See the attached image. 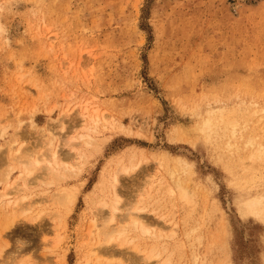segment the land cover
<instances>
[{"label": "rangeland", "instance_id": "374dc122", "mask_svg": "<svg viewBox=\"0 0 264 264\" xmlns=\"http://www.w3.org/2000/svg\"><path fill=\"white\" fill-rule=\"evenodd\" d=\"M96 111L106 122L91 128L93 147L80 148L84 159L76 164L82 167L68 171L64 178L41 180L25 196L13 195L14 201L25 197L38 201L70 185L79 189L59 243L54 231L60 222L52 219L58 207L52 200L36 208L45 213L36 223L40 227L20 218L6 232V216L0 209V248H4L0 264L87 261L89 251L80 248L82 233L92 215L97 216L100 203L97 197L87 201L86 195L101 173L108 179L109 161L123 153L127 165L131 157L143 155L150 161L152 176L157 160L165 156L193 167L192 175L177 168V176L192 195L187 202H169L172 182L162 171L154 179L149 203L158 205L162 200L164 205L151 210L176 216L175 242L186 239L187 252L201 239L199 264H264V224L240 215L235 187L236 178L252 172L246 139L259 136L264 147V119L260 123L264 0H0V154L4 162L10 164L6 151L14 145L13 149L33 147L39 158L47 150L46 131L58 121L65 125L64 132L55 133L58 144L71 152L63 148L66 136L85 134ZM211 113L219 120L207 141L200 128ZM84 116L88 124L83 123ZM232 125L239 131L238 140L231 136ZM259 162L263 181L256 191L261 193L264 151ZM11 164L16 165L13 172L4 165L0 181L6 175L11 174L13 181L20 176L18 165ZM169 168L176 165L170 163ZM151 177L136 176L143 187L140 191ZM51 180L53 185H47ZM122 183L123 203L128 207L135 201L133 181L125 178ZM146 215L156 224L153 233L160 236L165 224L159 225L153 214ZM144 239V248L156 244L164 252L153 237ZM168 242L173 251L175 242ZM122 250L126 255L120 256L118 247L111 250L118 253L116 257L104 250L103 264H145L133 249ZM189 259L190 253L185 260L175 253L172 261L193 264Z\"/></svg>", "mask_w": 264, "mask_h": 264}, {"label": "bare ground", "instance_id": "6f19581e", "mask_svg": "<svg viewBox=\"0 0 264 264\" xmlns=\"http://www.w3.org/2000/svg\"><path fill=\"white\" fill-rule=\"evenodd\" d=\"M86 113L89 114V112ZM84 118L85 120L83 119V123H87V116H84ZM263 119L264 115L261 117L260 123ZM218 120L219 118H212L211 113L203 122L200 132L207 141L210 136L215 133ZM105 122L106 117L96 111L93 117H90V128L85 130V134L80 135L75 131L74 134H78L76 137L69 139V137L66 136L63 148L71 150L69 153L62 150V144H58L59 139L56 137V131L58 129H60L58 131H65V125H61V122L58 121L52 125L53 127H50V129L46 131L45 135L46 138H48V142L46 143L47 150L40 155L39 158L35 157L37 153L33 147L24 145L19 146L17 149H13V147H15L14 145L6 151L10 157V164L5 163L2 159L4 157L3 152L0 154V166H2L0 170H2L5 165L6 168H11L13 172L16 165L13 166L11 163L17 164L20 170V176L17 177L15 181L12 180L11 174L9 177L6 175L3 180L0 181V209L2 211V213L1 211L0 213L2 216H6L4 225L6 232L18 223L20 218L24 220L26 224L28 223L34 227H40V225L36 223L42 220L45 213L37 212L36 208L38 205H43L50 199L52 203L58 207L54 210L55 215L52 216V219L54 221V217H56L60 222L56 225L54 231L57 236V244L59 243L62 230H64L65 226L64 221L72 214L78 202V197L81 194L79 189H77L76 186L70 185V187L63 190L62 188L58 189L57 193L50 197H48V194L45 196L42 195L43 199L38 201H35L37 197L19 198L14 201L13 195L15 193H23L22 196H25L28 188L35 186L41 180L50 178V176L53 178H64L68 171H75L79 167H82V165L78 167V164H76L79 162L82 163L84 159L80 148L93 147L92 142L95 141V138H93L95 132L91 128H97L99 125H104ZM231 127L233 128L231 131L232 138L238 140L239 131L236 130L235 125ZM227 131L228 130L223 131L224 135H226ZM260 132L262 133L263 130H260ZM245 145L247 146L246 149H250L248 150L247 158L252 161V172L250 175L235 179V187L238 192L236 203L239 206V212L242 217L254 218L264 224V190H261V193L256 191V188L260 186V182L263 181L259 173V161L260 157L262 158L264 147L260 144L259 136H250L246 139ZM1 148L2 146H0V151H2ZM125 160V153L112 158L106 167L107 170L111 171L108 179L104 180V172L101 173L102 175L99 182L96 183L93 189L86 195L87 201H91L94 197L99 198L98 202L100 203V208L98 209L97 216L99 213L100 215L101 213L104 214L105 211H107L108 216H104L103 218L101 215V222H99L97 216L95 217L92 215V219L82 233L84 237L80 243L82 251L83 248L89 251L87 256L88 260L80 264H103L101 257L104 255V250L110 252L109 255L112 257L119 256L118 253L111 252V250L116 247L120 248V256L126 255L124 250H122L123 248L133 249L134 253L140 256L145 264H174L172 259L175 253L179 254L181 260H185L190 253L192 259L189 260H191L193 264H199L201 239L198 240L197 246H192L187 252L186 248L188 247L186 239L175 242L178 236V223L175 222L176 216L167 211L164 215H158L157 211L151 210L152 207L164 205L162 200L158 205H155L156 203H149L154 196V179H156L158 174L162 171L168 173L172 182V194L169 195V202L171 204H175L176 202H187L192 195L188 185L183 182L181 176H177V173H179L177 168H181L186 171L187 174L189 172L192 175L193 167H190L186 162L182 161V159L171 161L165 156L162 160H157L155 175L153 174L152 176L151 170L148 168L150 161L143 155L131 157L128 161L129 165L125 163ZM170 163H174L176 168H169ZM180 164H183L185 167ZM239 164L240 168L244 170V162L240 160ZM143 166L146 167L145 170H143ZM9 168L7 170H9ZM168 168L172 170L171 173H169ZM137 175L144 180L152 176L150 181L145 183L146 187L142 191L140 190L143 187L140 188L142 184L141 181L136 178ZM125 178L132 180L134 185L132 191H134L135 201H131L128 207H125L123 203V193H125V191L122 188L124 185L122 181ZM51 181L52 183L47 185H53V180ZM1 187L4 189L1 190ZM104 191H106V200H104ZM174 197H177L180 201ZM27 201L33 202L25 204ZM19 207L22 208L18 210ZM94 207L97 208V205H94ZM123 207H125V210H123ZM90 210L92 211L93 209ZM124 212H126L125 215H123ZM146 213L157 216L159 225L162 221L165 224L164 231L160 233V236L157 237L153 233V226H156V224L150 221ZM165 230H168L171 234H167ZM194 232H196V230ZM149 237L156 239L157 244L164 248V252H162L156 244L144 248L143 245L146 242L144 238ZM187 240L190 241L191 238ZM168 241L175 242L173 251H170V244ZM3 251L4 248H0V258L4 253ZM167 253H169L168 256H166Z\"/></svg>", "mask_w": 264, "mask_h": 264}]
</instances>
